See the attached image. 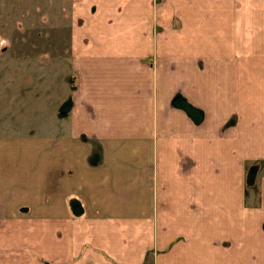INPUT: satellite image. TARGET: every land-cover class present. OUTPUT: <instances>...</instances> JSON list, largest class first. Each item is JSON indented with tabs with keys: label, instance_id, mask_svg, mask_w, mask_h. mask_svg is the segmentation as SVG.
Wrapping results in <instances>:
<instances>
[{
	"label": "crops",
	"instance_id": "0c3cea01",
	"mask_svg": "<svg viewBox=\"0 0 264 264\" xmlns=\"http://www.w3.org/2000/svg\"><path fill=\"white\" fill-rule=\"evenodd\" d=\"M71 2L70 111L0 141V264H264V0Z\"/></svg>",
	"mask_w": 264,
	"mask_h": 264
},
{
	"label": "rangeland",
	"instance_id": "374dc122",
	"mask_svg": "<svg viewBox=\"0 0 264 264\" xmlns=\"http://www.w3.org/2000/svg\"><path fill=\"white\" fill-rule=\"evenodd\" d=\"M15 1L1 0L2 8L8 5L11 11L1 13L0 21V141L13 137L17 128L55 129L58 115L68 114L74 103L68 102L70 95L79 88L75 71L65 65H51L61 58L66 45L65 40L59 42L53 37L58 28L55 23L64 25L63 32L69 31L71 0H58L56 5L54 0H23L16 5ZM4 39L9 41L5 48L1 43ZM6 75L15 84L7 81ZM8 130L13 131L10 134ZM39 184L57 189L49 180Z\"/></svg>",
	"mask_w": 264,
	"mask_h": 264
},
{
	"label": "trees",
	"instance_id": "16d2710c",
	"mask_svg": "<svg viewBox=\"0 0 264 264\" xmlns=\"http://www.w3.org/2000/svg\"><path fill=\"white\" fill-rule=\"evenodd\" d=\"M179 100L181 101V103L178 102ZM183 105H187V102L185 100H183L180 95H177L173 100V106L182 107ZM186 109H187V107H186ZM190 109H191V107H190ZM263 169H264V160H259V161L254 162L253 164H250L247 167L248 177L249 178L254 177L256 175V173H258L259 171H262ZM76 201L77 200L72 199L71 205H75Z\"/></svg>",
	"mask_w": 264,
	"mask_h": 264
}]
</instances>
